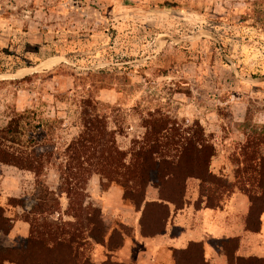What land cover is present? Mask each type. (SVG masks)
<instances>
[{"label":"rangeland","instance_id":"374dc122","mask_svg":"<svg viewBox=\"0 0 264 264\" xmlns=\"http://www.w3.org/2000/svg\"><path fill=\"white\" fill-rule=\"evenodd\" d=\"M55 57L66 61L0 80V129L25 110L57 117L59 127L47 138L63 151L83 130L82 101L88 99L108 117L127 161L154 140L151 114L159 112L173 123L169 139L175 130L202 126L217 150L211 170L222 172L233 194L253 189L246 159L264 171V81L239 78L264 77V0H0V74ZM93 178L105 191L108 181ZM91 180L87 203L99 208ZM45 181L60 191L56 167ZM39 190L32 172L0 164V206L15 219L0 248L27 234L23 212L10 199L32 202ZM60 201L53 218L74 221L65 214L67 196ZM104 222L108 237L114 230L132 234L120 217ZM101 245L94 241L87 249L92 264Z\"/></svg>","mask_w":264,"mask_h":264},{"label":"trees","instance_id":"16d2710c","mask_svg":"<svg viewBox=\"0 0 264 264\" xmlns=\"http://www.w3.org/2000/svg\"><path fill=\"white\" fill-rule=\"evenodd\" d=\"M82 104L93 107V111L84 106L83 130L63 151L51 137L47 138L59 127L57 117L41 119L36 111L25 110L13 115L8 125L0 129V164L32 172L40 189L32 202L10 199L15 208L22 210L21 220L29 224L30 232L15 246L0 248V264H92L87 251L92 242L106 246L109 251L119 249L127 233L114 230L108 237L102 210L87 203L93 175L108 181L106 190L112 185L121 188L125 203L142 210L141 227L145 236L164 232L170 205L177 210L185 207L190 179L200 181L198 206L206 203L209 208L222 207L224 200L233 195L223 177L211 170L217 150L200 124L191 132L178 134L175 130L174 138L169 139L173 123L159 112L151 114L155 116L151 124L154 140L142 143L127 161L128 155L120 150L115 132L109 128L108 117L96 109L92 100H84ZM254 162L246 159L253 189L242 193L250 200L246 229L259 233L264 222V171ZM51 167H56L60 175L59 192L50 189L45 181ZM150 185L159 190L160 201L146 202ZM62 195L69 201L65 214L74 221L53 218L61 213ZM14 223L15 219L0 206V232L10 234ZM238 248L239 239L224 242L230 264H264V258L237 256ZM176 257L184 264H208L201 244H192L176 253Z\"/></svg>","mask_w":264,"mask_h":264},{"label":"crops","instance_id":"0c3cea01","mask_svg":"<svg viewBox=\"0 0 264 264\" xmlns=\"http://www.w3.org/2000/svg\"><path fill=\"white\" fill-rule=\"evenodd\" d=\"M213 173L223 177L219 169ZM99 185L98 179L93 178L90 192L93 196L91 199L96 201L93 202L102 210L103 217H120L132 229V234L124 235L123 245L116 251L99 246L93 264H105L108 257L116 264H184L177 261L176 253L187 250L192 244L203 246L208 264H230L224 251V242L231 239H239L237 256L264 258V222L259 233L246 229L250 200L243 193L233 194L222 207L209 208L206 203L198 206L200 181L190 179L185 207L177 210L174 205H170V217L164 232L145 236L141 227L142 210L126 204L120 188L112 186L102 191ZM158 201L159 190L150 185L146 191V202ZM25 224L27 234L23 238H27L30 232L29 224ZM5 236L0 232V246Z\"/></svg>","mask_w":264,"mask_h":264},{"label":"water","instance_id":"95a60500","mask_svg":"<svg viewBox=\"0 0 264 264\" xmlns=\"http://www.w3.org/2000/svg\"><path fill=\"white\" fill-rule=\"evenodd\" d=\"M175 41V40H174ZM176 42H180V40H176ZM66 61L65 58L63 57H55V58H51L48 59L46 61H44L43 63H41L40 65H38L36 68L27 70V71H23L20 73H16V74H0V80L1 79H18V78H22L26 75H29L31 73L36 72L39 68L48 65L50 63H59V62H63ZM239 78L245 82H251V83H258V82H263L264 81V77L263 78H258V79H250V78H244V77H240Z\"/></svg>","mask_w":264,"mask_h":264}]
</instances>
